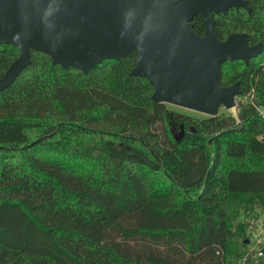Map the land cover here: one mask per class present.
Wrapping results in <instances>:
<instances>
[{
  "label": "trees",
  "instance_id": "trees-1",
  "mask_svg": "<svg viewBox=\"0 0 264 264\" xmlns=\"http://www.w3.org/2000/svg\"><path fill=\"white\" fill-rule=\"evenodd\" d=\"M245 2L212 16L216 38L262 46L219 65V84L239 83L235 118L153 101L133 50L85 73L30 50L0 90V264L249 263L238 216L264 201V0ZM16 55L0 43V76Z\"/></svg>",
  "mask_w": 264,
  "mask_h": 264
},
{
  "label": "water",
  "instance_id": "water-1",
  "mask_svg": "<svg viewBox=\"0 0 264 264\" xmlns=\"http://www.w3.org/2000/svg\"><path fill=\"white\" fill-rule=\"evenodd\" d=\"M239 7L249 11L245 0H0V43L17 49L0 90L30 63V50L82 73L133 50L130 74L147 80L153 101L214 116L239 94L237 82L218 84L219 65L246 64L262 48L247 45L244 32L214 35L210 14ZM194 15L203 17L201 35L191 28Z\"/></svg>",
  "mask_w": 264,
  "mask_h": 264
},
{
  "label": "rangeland",
  "instance_id": "rangeland-1",
  "mask_svg": "<svg viewBox=\"0 0 264 264\" xmlns=\"http://www.w3.org/2000/svg\"><path fill=\"white\" fill-rule=\"evenodd\" d=\"M242 100V99H241ZM235 103L233 108L225 109L220 106L217 110L216 114L222 115H234L236 114V103L238 98H235ZM169 109L187 113L191 116H200L193 111H189L186 109H182L173 105H168ZM173 134L178 137L180 136V131L178 132L177 129L173 130ZM238 219L243 222H248V226L246 228V236L248 238V244L246 246L249 254L252 255L251 259L246 263L244 258L238 261L240 264H262L264 259V201L262 207H257L256 210H249L247 213H239ZM259 253V254H258Z\"/></svg>",
  "mask_w": 264,
  "mask_h": 264
},
{
  "label": "flooded vegetation",
  "instance_id": "flooded-vegetation-1",
  "mask_svg": "<svg viewBox=\"0 0 264 264\" xmlns=\"http://www.w3.org/2000/svg\"><path fill=\"white\" fill-rule=\"evenodd\" d=\"M230 9H231V8H228L224 13H220V12H219V13H211V14H210V17H211V19H212V16H213V15H218V14H223V15H224V14L227 13V11H229ZM233 9H234V8H233ZM194 16H195V15H194ZM194 16H193V17H194ZM199 16H200V15H199ZM193 17H192V18H193ZM200 17H201V16H200ZM191 20H192V19H191ZM191 20H190V23H191ZM202 20H203V17H202ZM212 20H213V19H212ZM213 24H214V22H213ZM202 26H203V25H202ZM191 28H192V25H191ZM203 29H204V27H203ZM192 30H193V29H192ZM195 33H196V32H195ZM246 41H247V40H246ZM256 43H257V42H256ZM254 44H255V43H252V44H248V43H247V45H254ZM239 61H241V60H239ZM241 62H242V61H241ZM247 62H248V61H247ZM234 82H237V88H238V91L240 92L238 81H233L232 83H229V84H226V85H222V84H219V83H218V84H219L220 86H229V85H232ZM181 130H182V129L180 128V133H181ZM174 136H175V135H174ZM175 137H176V136H175Z\"/></svg>",
  "mask_w": 264,
  "mask_h": 264
},
{
  "label": "built area",
  "instance_id": "built-area-1",
  "mask_svg": "<svg viewBox=\"0 0 264 264\" xmlns=\"http://www.w3.org/2000/svg\"><path fill=\"white\" fill-rule=\"evenodd\" d=\"M259 111H260L261 116L264 117V109L260 108Z\"/></svg>",
  "mask_w": 264,
  "mask_h": 264
},
{
  "label": "bare ground",
  "instance_id": "bare-ground-1",
  "mask_svg": "<svg viewBox=\"0 0 264 264\" xmlns=\"http://www.w3.org/2000/svg\"><path fill=\"white\" fill-rule=\"evenodd\" d=\"M231 108H233V107L228 108V110L231 109Z\"/></svg>",
  "mask_w": 264,
  "mask_h": 264
}]
</instances>
